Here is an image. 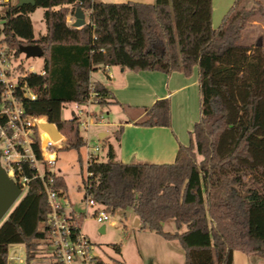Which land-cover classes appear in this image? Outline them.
Here are the masks:
<instances>
[{
    "label": "trees",
    "instance_id": "1",
    "mask_svg": "<svg viewBox=\"0 0 264 264\" xmlns=\"http://www.w3.org/2000/svg\"><path fill=\"white\" fill-rule=\"evenodd\" d=\"M16 2L0 4V41L15 57L21 45L43 49V74L18 65L37 94L22 102L28 113L45 116L68 135L67 148L85 141L77 118H62L63 106L87 101L91 87L98 104L115 101L107 86L91 79L93 70L119 65L189 75L197 65L200 117L192 142L179 145L172 163H125L107 142L106 158L87 162L86 189L108 212L132 208L142 228L178 239L185 264H234L235 249L264 258V34L249 41L245 31L249 21L264 20L262 6L246 8L234 0L213 27L212 0ZM37 7L44 8L46 25L38 35L30 17ZM77 7L88 14L80 27L68 21ZM2 90L0 83V99ZM170 116L169 98H160L138 124L169 126ZM122 129L115 131L117 140ZM15 173L30 180L0 223V264H7L11 244L25 245L26 264L50 244L43 183L27 163ZM52 177L59 194L65 193L64 177ZM168 219L176 231L163 229ZM110 244L120 252V243Z\"/></svg>",
    "mask_w": 264,
    "mask_h": 264
},
{
    "label": "crops",
    "instance_id": "2",
    "mask_svg": "<svg viewBox=\"0 0 264 264\" xmlns=\"http://www.w3.org/2000/svg\"><path fill=\"white\" fill-rule=\"evenodd\" d=\"M102 1L124 2L129 0ZM131 1L153 2V0ZM224 11L227 10L221 12L223 15ZM85 18L88 21L87 13H85ZM215 19H218V8L212 0L213 27H217ZM68 21L72 22L73 17L68 16ZM45 30L40 33H44ZM100 72L103 75L93 76ZM91 79L100 81L111 90L115 101L110 104L138 108L135 115L127 114L128 118L120 120L118 126L123 127L120 139L117 140L114 136L108 139V142L114 146L117 160L125 163L135 161L172 163L176 158L179 145H189L192 142L191 131L200 117L197 65L193 66L189 75L179 70L169 73L159 70L133 71L127 67L110 65L93 70ZM166 97L170 100L171 122L169 126L138 124L139 121L145 119L146 108L157 99ZM43 134L49 135L47 131H44ZM97 134L99 137L107 138L109 131L99 129ZM132 220L136 226L131 229L127 228L123 239L121 238L119 241L120 252L117 254L120 257L111 260H118L122 264H185V250L178 239L165 238L154 230L142 228L141 220L136 214ZM169 220L162 223L163 229L169 232L176 231L174 220L172 219L173 221L168 223ZM184 229L185 227H182L180 231ZM104 232H106V226ZM233 262L234 264H264V258L258 254H247L242 250L235 249Z\"/></svg>",
    "mask_w": 264,
    "mask_h": 264
},
{
    "label": "built area",
    "instance_id": "3",
    "mask_svg": "<svg viewBox=\"0 0 264 264\" xmlns=\"http://www.w3.org/2000/svg\"><path fill=\"white\" fill-rule=\"evenodd\" d=\"M4 0H0V4ZM19 57V56H18ZM14 56L13 51L0 41V83L3 86L0 99V162L8 175L15 180L22 191L27 189L29 177L16 175V168L22 171V162L35 170L34 177L43 183V189L50 206L49 242L53 245V260L49 264H118L113 260H105L96 252L94 244L81 228V221L87 217L89 209L93 218L102 225L110 219L109 212L102 203L97 202L88 193L86 186L88 175L84 178L83 200L86 210L77 211L65 193L59 194L54 187L53 174H57L52 166L58 159L57 149L61 148L59 140L50 135L43 136V129L39 123L46 121L45 116L28 113L23 105V99L34 100L37 94L23 79L25 72L20 71L18 65L21 60ZM27 71H35L31 66ZM41 74L43 70H38ZM96 93L91 87L90 97L83 103L72 102L75 106L73 116L77 118L79 127L83 128L86 136L81 132L85 144L88 145V133L95 124L102 123L104 115L93 107L100 105L93 101ZM101 147L96 144L87 150V162L98 157ZM48 175V177H47ZM13 259L21 262L19 254Z\"/></svg>",
    "mask_w": 264,
    "mask_h": 264
},
{
    "label": "rangeland",
    "instance_id": "4",
    "mask_svg": "<svg viewBox=\"0 0 264 264\" xmlns=\"http://www.w3.org/2000/svg\"><path fill=\"white\" fill-rule=\"evenodd\" d=\"M218 8V19H215L216 26L219 25L223 16V10H228L229 7L234 3V0H213ZM15 2V0H12ZM242 5L246 8L262 6L264 10V0H243ZM225 12V11H224ZM44 8L37 7L34 11L30 13V17L34 24V32L38 35L46 29L45 21L43 18ZM73 21H74V16ZM217 18V17H216ZM217 22V23H216ZM247 34V40L251 41L258 37L260 34H264V20L260 18H255L247 23L245 28ZM21 60L23 66L29 69L31 66L35 71L41 69L43 65V57H28L24 53H21L18 57ZM103 75L102 72L93 74V76ZM97 112H101L104 115L102 123L95 124L91 127L88 133V145L84 144L79 148H67L68 135L62 133V137L59 139V144L61 148L57 149L58 159L52 169L64 177L67 184L66 194L68 199L73 203L74 208L77 211L86 210V202L83 200L84 195V178L87 176V150L93 145L98 144L101 147L99 151L98 158L105 159L107 151L108 139L112 136L116 137L115 131L120 120L128 118L127 114L135 115L138 112V108H130L127 105H94L93 107ZM75 111V106L73 103H69L62 108V118H70L73 116ZM108 111V114H107ZM99 129H107L109 135L107 138L104 136L99 137L97 131ZM80 132L86 136L84 129L81 127ZM58 140V139H57ZM2 147V144H0ZM200 158V157H199ZM25 190L22 191L20 197L17 199L16 203L22 198ZM13 205V207H14ZM93 208L89 209L87 217L83 218L82 229L85 234L89 237L91 242L95 246V250L103 258L111 260L113 258H119L120 255L110 244L111 242L119 243L120 239L124 237L126 229H131L134 227V211L132 208H118L115 212H109L110 219L104 221L103 224L106 226V232H101L99 230L101 224L97 222L92 213ZM6 218V217H5ZM113 221V222H112ZM171 223L173 220H169ZM54 247L52 244L42 245L36 258L31 260L29 264H49L52 262V252ZM19 254L22 257V261L18 262L13 259V256ZM7 264H26V248L22 243L11 244L8 248Z\"/></svg>",
    "mask_w": 264,
    "mask_h": 264
},
{
    "label": "water",
    "instance_id": "5",
    "mask_svg": "<svg viewBox=\"0 0 264 264\" xmlns=\"http://www.w3.org/2000/svg\"><path fill=\"white\" fill-rule=\"evenodd\" d=\"M23 4L35 5V0H17L16 2L17 6H21ZM86 22L85 12L81 9V7H77L74 14V21L72 23L73 26L80 27ZM20 51L28 57H43V49L37 43L21 45ZM39 126L41 129L47 131L54 140H59L62 137V134L57 126L52 122L47 120L42 121L39 123ZM21 193V187L8 175L0 162V223L8 215ZM99 230L104 232L105 226L103 225Z\"/></svg>",
    "mask_w": 264,
    "mask_h": 264
},
{
    "label": "bare ground",
    "instance_id": "6",
    "mask_svg": "<svg viewBox=\"0 0 264 264\" xmlns=\"http://www.w3.org/2000/svg\"><path fill=\"white\" fill-rule=\"evenodd\" d=\"M42 121H44V120H42ZM45 130H43V132H44ZM43 136L45 137V138H48L49 137V135L48 136H45L44 134H43Z\"/></svg>",
    "mask_w": 264,
    "mask_h": 264
}]
</instances>
